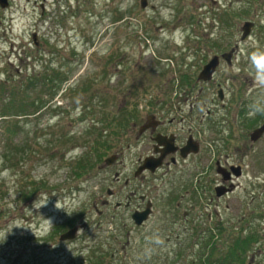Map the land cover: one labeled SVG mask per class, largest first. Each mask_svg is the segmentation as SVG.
<instances>
[{
	"label": "rangeland",
	"instance_id": "rangeland-1",
	"mask_svg": "<svg viewBox=\"0 0 264 264\" xmlns=\"http://www.w3.org/2000/svg\"><path fill=\"white\" fill-rule=\"evenodd\" d=\"M7 2L0 7V77H4L5 63L31 72L45 61L48 68L68 75L62 89L45 99L40 113L19 119L20 131L12 141L18 144L29 131L26 139L31 143L35 129L41 134L36 140L43 145L51 131H62L70 142L62 147L49 145L52 157L48 151L39 152L14 165L4 163L0 154V234L7 233L5 240L0 235V264L201 263L187 247L190 239L177 248L174 239L164 240L163 232L155 235V228L168 224L160 198L152 217L140 228L121 209L110 221L107 215L98 218L89 205L90 186L95 183L89 167L82 173L75 168L83 158L89 164L97 160L91 140L98 136L111 145L100 156L119 147V132L125 127L121 116L128 111L124 108L168 104L172 89L182 88L181 81L190 74L195 77L201 55L195 42L201 39L218 41L221 51L237 45L231 66L222 64L213 76L214 83H221L222 101L213 84L208 88L201 84V96H197L201 116L206 109L211 112L201 117V126L206 138L228 137L230 147L250 144L234 156L245 165L235 182L239 197L245 194L240 188L253 194L249 207L264 220V133L252 143L247 139L248 132L264 121V84L258 82L251 61L253 53H264V0H145L144 7L139 0H45L43 15L38 0ZM246 20L253 26L240 40ZM32 32L41 59L21 60L23 49L34 48ZM102 69L106 74L101 76ZM90 84L89 104V99L70 97L78 90L67 93L65 89ZM220 141L214 143V152ZM2 146L0 138V152ZM239 152L247 153L246 157ZM133 159L132 152L125 151L109 167V174L117 170L121 178H131ZM29 180L39 186L31 197L24 186ZM153 182L158 188L168 187L166 181ZM83 220L85 227L77 229L71 241L58 240L62 231ZM256 225L262 227L264 221Z\"/></svg>",
	"mask_w": 264,
	"mask_h": 264
},
{
	"label": "flooded vegetation",
	"instance_id": "flooded-vegetation-1",
	"mask_svg": "<svg viewBox=\"0 0 264 264\" xmlns=\"http://www.w3.org/2000/svg\"><path fill=\"white\" fill-rule=\"evenodd\" d=\"M38 1L39 14L43 15L45 0ZM195 43L201 50V69L210 58L217 56L210 79L199 81L196 75L190 74L187 80L181 81L182 88L172 89L168 104H136L124 108L128 111L122 112L121 126L125 127L119 132L118 149L90 162L89 174L95 183L90 186L89 205L98 218L107 215L109 221L120 209L124 214L128 212L132 223V214L145 212L139 224L133 223L140 228L152 217L160 198L158 202L162 203V214L166 215L168 224L155 228L156 236L163 232L164 240L174 239L179 245L177 248L190 239L187 247L201 259V264H264V226H255L264 221L263 217L254 216L249 207L253 194L250 195L247 188H240L245 194L239 197L235 182L245 166L235 157L240 149L247 150L250 144L230 147L228 137L206 138L201 126V117L211 115L206 109L201 116V84L207 88L208 84H213L217 99L222 101L221 83H214L213 76L222 64L231 66L237 47L227 61L221 55L232 47L221 51L216 40L201 39ZM178 97H182L183 104ZM224 105L220 103V107ZM242 107L249 108L244 104ZM247 139L253 142L249 132ZM218 140H222L220 148L214 152V143ZM232 149L236 153L233 154ZM125 151L132 152L134 157L131 178H121L117 170L109 174V167L121 160ZM239 154L241 157L247 155ZM109 157L112 159L106 163ZM131 180L137 183L129 184ZM154 180L166 181L168 187L158 188ZM181 206H184L182 211Z\"/></svg>",
	"mask_w": 264,
	"mask_h": 264
},
{
	"label": "trees",
	"instance_id": "trees-1",
	"mask_svg": "<svg viewBox=\"0 0 264 264\" xmlns=\"http://www.w3.org/2000/svg\"><path fill=\"white\" fill-rule=\"evenodd\" d=\"M38 50V46L34 47L32 50L23 49L19 57L21 60L28 57L39 60L41 58H39L40 56L37 53ZM71 56H73L72 53L70 54V57ZM107 58L110 59L109 54ZM46 64L45 61L40 69L36 71L32 70L31 72L25 71V67H23L21 71L20 66L16 67L9 63L4 64V77H0V138L3 143L0 154L4 163L14 165L23 158L30 159V157H35L39 152L46 153V151L49 150L48 146L53 142L60 147H62L64 143L70 142V138L64 136L62 131H58L56 134L51 131L49 134L50 138L45 139L43 145L36 140L41 134L38 133L39 130L37 131L35 129H33L34 134L31 143L26 139V135L29 131L25 132V138L21 139L18 144L12 141V137L20 131L19 119L28 117L29 115L34 117L36 114L40 113V108L43 106L45 99H50L58 93L68 79V75L64 71L53 67L48 68ZM104 74L106 73L102 69L101 76ZM90 87L91 84L79 88L68 87L65 89L68 90L67 93H70L72 90H78V93L72 92V96L70 97L78 96L81 101L89 99V104L91 99V96H89V93H91ZM88 104H85L84 107L88 108ZM94 129L97 130L96 128ZM88 134H91V132ZM91 141L94 143V153L97 158L103 154V151L106 152L111 148L110 144L106 145L107 140H101L99 136L97 139L95 138ZM83 142L85 143V141ZM53 153H49L50 157L54 155ZM89 166L88 159L83 158L79 162L77 161L75 168L77 172L82 173L86 171ZM33 184L34 182L29 180L26 181L24 185L28 186L29 197L32 196L35 188L39 187ZM39 185L42 187V184Z\"/></svg>",
	"mask_w": 264,
	"mask_h": 264
},
{
	"label": "water",
	"instance_id": "water-1",
	"mask_svg": "<svg viewBox=\"0 0 264 264\" xmlns=\"http://www.w3.org/2000/svg\"><path fill=\"white\" fill-rule=\"evenodd\" d=\"M6 6H7V0H0V7L4 8ZM139 6L144 7L145 6V0H139ZM251 26H252L251 21H244L242 23V25L240 27V40H242L248 34ZM31 38H32L33 43L36 45L37 43L35 41V33H32ZM232 50L233 49H231L227 53L222 54L221 57L228 61L230 58ZM216 64H217V57L214 56L211 59H209L207 61V63L202 67V69H200V71L198 72L197 79L203 80V81L209 80ZM218 93H220V91H218ZM263 131H264V122L260 126L254 128L249 133V138L251 140H255L256 138H258L261 135V133ZM111 159L112 158L109 157V158L105 159V162L108 163L111 161ZM147 163H149V162H147ZM144 214H145V212H142L140 214L139 213L132 214L131 217H132L134 224H139L140 221L143 219ZM75 231H76V228L68 229L59 235V239L60 240L71 239L75 236Z\"/></svg>",
	"mask_w": 264,
	"mask_h": 264
},
{
	"label": "clouds",
	"instance_id": "clouds-1",
	"mask_svg": "<svg viewBox=\"0 0 264 264\" xmlns=\"http://www.w3.org/2000/svg\"><path fill=\"white\" fill-rule=\"evenodd\" d=\"M251 61L255 69L257 70V80L260 84H264V53H253ZM5 240L7 233L0 234Z\"/></svg>",
	"mask_w": 264,
	"mask_h": 264
}]
</instances>
